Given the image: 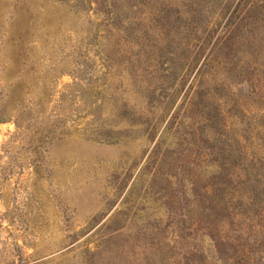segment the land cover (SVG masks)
Returning <instances> with one entry per match:
<instances>
[{"label": "rangeland", "instance_id": "374dc122", "mask_svg": "<svg viewBox=\"0 0 264 264\" xmlns=\"http://www.w3.org/2000/svg\"><path fill=\"white\" fill-rule=\"evenodd\" d=\"M0 264H264V0H0Z\"/></svg>", "mask_w": 264, "mask_h": 264}]
</instances>
